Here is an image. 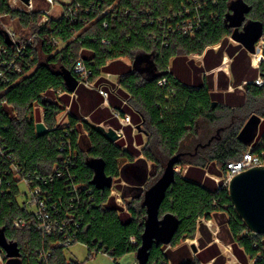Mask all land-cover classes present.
<instances>
[{
    "label": "trees",
    "instance_id": "16d2710c",
    "mask_svg": "<svg viewBox=\"0 0 264 264\" xmlns=\"http://www.w3.org/2000/svg\"><path fill=\"white\" fill-rule=\"evenodd\" d=\"M232 1L72 0L70 14L49 17L38 25L40 12L10 9L5 0H0V10L16 19L20 28H26L16 42L0 29V72L4 75L0 78V102H4L0 104L2 143L34 181L35 177L42 179L51 174L54 165L62 169L63 177L53 176L52 181L42 185L53 202L60 198L62 205L66 203L68 174L64 165L73 181L84 186L72 213V222L78 223L73 244H83L90 255L102 252L116 260L135 253L146 216L142 199L148 176L159 177L169 157L182 152L184 138L191 133L195 137L197 122L205 119L221 121L223 131L206 146L194 150L198 143H205L197 141L187 155L193 161L185 163L182 156L174 165L182 171L186 164L185 172H175L160 204L159 217L171 213L178 226L168 244H153L146 264H226L203 222L214 216L219 227L217 237L231 247L240 264H264V236L246 229L234 212L227 187L211 177H223L227 163L241 159L247 150L264 151V83L256 86L252 82L256 73L264 80V60L259 69L252 70L248 52L229 41L233 28L225 19ZM242 1L249 11L239 28L246 21H258L264 35V2ZM111 5L104 10L103 6ZM195 15L198 27H192L191 33L183 23L189 20L194 25ZM192 54L201 56L200 63L189 57ZM138 55L149 56L151 73L121 59L134 63ZM225 55L230 59L229 75L219 69ZM78 60L91 71V81L101 80L106 72L118 73L117 94L129 104L124 110L130 112L133 121L145 124L149 147H134L130 127L125 128L126 142L109 141L100 123L117 126L111 113L126 112L118 107L110 112L95 89L81 85L72 96L66 90L62 72L77 78L73 66ZM161 79L166 83L159 85ZM229 86L232 91H228ZM59 92L64 94L59 96ZM110 103L115 106L113 99ZM65 104L69 105V124L60 125L56 116L66 109ZM34 105L42 108V121L49 129L41 136L35 134L36 121L31 115ZM249 113L261 117L252 148L237 138ZM26 114L30 116L25 118ZM81 116L89 119H80ZM138 136L135 138L140 145ZM69 154L70 161L63 163ZM90 159H101L105 174L117 183L123 182L114 188L121 198H131L125 208L111 195L112 186L97 188L91 183L94 172L88 164ZM10 187V192L0 198V229L7 241L17 243L22 264H82L68 261L64 255L67 247L56 246L53 236L43 235L31 226L12 228L13 220L27 213L15 202L17 190L13 182ZM196 232L198 250L193 255L187 244L178 243L194 238ZM41 249L50 254L47 261L39 260ZM1 256L6 263L4 252Z\"/></svg>",
    "mask_w": 264,
    "mask_h": 264
},
{
    "label": "built area",
    "instance_id": "2783aa9c",
    "mask_svg": "<svg viewBox=\"0 0 264 264\" xmlns=\"http://www.w3.org/2000/svg\"><path fill=\"white\" fill-rule=\"evenodd\" d=\"M42 0L43 7L37 6V1L29 0L28 3H24L22 0H5L7 7L10 9H15L22 12H33L38 11L41 13V17L38 21V25L47 21L49 17H54L55 19L68 15L71 13L70 3L72 0ZM264 2V0H262ZM55 6H60L58 8V13L53 14L50 11L54 9ZM104 10H108L112 8L111 6H103ZM102 10V11H104ZM8 18V14L0 10V29L6 33V36L12 41L16 42L18 40V36L11 29L10 25L3 23L2 20L4 18ZM194 25L190 23L189 20L186 23H183L184 27L188 31L191 32L192 27H198L199 18L197 15L193 18ZM106 25V24H105ZM192 33V32H191ZM231 39V38H230ZM30 38L27 42H29ZM264 49V35H261L257 42L254 44L253 53H248L250 57L251 66L259 69V64L264 60L263 55ZM21 49H18L20 52ZM3 52L0 46V54ZM229 61L230 59L225 55L222 60V64L225 61ZM0 61H2L0 56ZM228 62V69H229ZM1 62V65H4ZM13 60L10 61L9 64H12ZM221 64V65H222ZM18 70V68H16ZM226 73V69H224ZM73 73L76 75L78 83L83 85L89 89H95L103 98L106 100L108 92L102 88L101 85L96 86L95 81L89 80L91 75V71L85 67L81 60H78L73 66ZM110 75V73H106ZM0 78L3 79L4 75L0 72ZM256 86H261L264 83L263 77L260 73H258L257 77L252 81ZM166 83L165 79L159 80L158 84L162 85ZM4 102L1 101L0 104ZM36 108L40 112L42 121V108L40 106L34 105L32 109L31 115L33 116L36 113ZM30 116V115H28ZM113 116L117 118L121 124H130L131 119L128 114L121 115L118 111L113 112ZM43 122V121H42ZM118 138H123L124 134L122 130H116ZM63 146V145H62ZM252 148V146H250ZM69 156L63 163H67L70 161ZM264 165V151L259 153L251 152L247 150L242 154V158L236 161H230L227 163V172L226 174L219 178L215 176H211L216 182H222V185L227 187L229 179L236 173L245 170L247 168ZM63 169L68 174V178L66 181V194H65V205H62V201L60 198L56 200V203L52 201V196L49 192L42 187L47 182L52 181L53 176L63 177L62 169H59L57 166H53L52 173L47 177H43L42 179L35 177L37 181H34L32 176L26 175L21 166L15 161L12 154L2 143V139L0 137V198L4 196L6 193L10 192V185L13 182L16 186L17 193L15 195V202L26 210L27 215L25 217L19 216L15 218L12 222V228L21 230L27 227H33L36 231L43 235H51L55 238L54 244L56 246L69 247L73 245L75 241L76 230L78 227V223L73 221V210L79 204L80 200V190H84L83 185L76 184L73 181V176L69 175L67 165H64ZM175 171L178 172V169L174 167ZM20 183H23L25 186V190L23 191L20 188ZM116 192L118 197L114 194ZM25 196V199L22 198V201L19 199ZM111 195L115 197V200L118 204L121 205L122 198L119 194V191L113 189L111 187ZM62 214V217H61ZM210 221V220H207ZM72 222V224H71ZM205 223V221L203 220ZM0 251V264H4L2 262V256ZM50 256L48 251L41 249L39 254V260L44 262L47 261V258ZM129 264H138V261L135 259L131 261Z\"/></svg>",
    "mask_w": 264,
    "mask_h": 264
},
{
    "label": "water",
    "instance_id": "95a60500",
    "mask_svg": "<svg viewBox=\"0 0 264 264\" xmlns=\"http://www.w3.org/2000/svg\"><path fill=\"white\" fill-rule=\"evenodd\" d=\"M22 1L28 3L29 0ZM229 8L231 12L226 14L225 20L233 28L230 38L249 53H253L254 44L262 35V24L258 21L249 20L239 28L245 20V14L249 11V7L242 0H234L230 3ZM140 61L148 63L146 70L151 73L152 63L149 56L138 55L134 61L136 68L140 69L138 66ZM62 76L66 87L70 91H74L77 86V80L74 76L68 71H63ZM209 85L212 87L211 83ZM214 104L215 102L212 103L213 106ZM260 123L261 117L252 114L241 127L237 138L243 144L249 146L257 135ZM34 127L36 136H41L49 131L42 121L36 122ZM99 128L109 141L115 142L118 139V135L113 128L108 127L105 129L102 126H99ZM216 131L218 133L219 129ZM212 138L213 136L209 137L205 143L198 144L196 147L199 145L206 146ZM185 154V152H177L169 157L162 173L143 193L142 205L145 207L146 216L140 242L134 253L138 264H146L153 244H168L177 229V218L171 213L159 217V207L167 189L174 181L176 172L174 165ZM88 164L94 172L91 183L97 188H110L112 178L105 174L103 161L101 159H90ZM227 191L234 212L246 229L253 234L264 236V165L253 166L234 174L228 181ZM190 248L193 252L197 251V247L193 243ZM0 251L5 254V264H22L17 243L7 241L3 229H0Z\"/></svg>",
    "mask_w": 264,
    "mask_h": 264
},
{
    "label": "rangeland",
    "instance_id": "374dc122",
    "mask_svg": "<svg viewBox=\"0 0 264 264\" xmlns=\"http://www.w3.org/2000/svg\"><path fill=\"white\" fill-rule=\"evenodd\" d=\"M37 1V6L38 7H43L44 5L42 4V0H35ZM58 3V0L56 1ZM59 4V3H58ZM60 9V6H55L54 9H52V11H50L51 13L53 14H57L58 13V10L57 9ZM3 23H6L8 25H10L11 29L16 33V35H20V33H22L23 35L26 33V28L25 29H22L20 28L18 22L16 21V19H11L10 17H6L2 20ZM21 36V35H20ZM229 41L232 43V44H236L235 41H233L232 39L229 38ZM192 59L194 60H197L199 63H200V59H201V56L198 55V54H192L191 56ZM125 60L127 62H131L129 59L125 58ZM225 61V60H224ZM228 62L229 61H225V63H223L222 65H220V68L221 70L225 71L224 69H226V71H228ZM133 65V68H136V65L134 63H132ZM147 65L148 63H146L145 61H140V63L138 64V66L140 68H145L144 71L147 72V73H150L149 70H146L147 68ZM226 73V72H225ZM241 88H239L240 90ZM219 114V113H218ZM251 113H249L247 115V117L243 120V124L242 126L244 125V123L246 122V120L248 119V117L250 116ZM25 118L28 117V115L26 114L24 116ZM34 119L36 122L40 121L41 120V115H40V112L37 110L36 108V113L33 115ZM66 115L63 116V112L62 113H59L57 116H56V121L57 122H60L62 120H65L66 121ZM222 122L221 121H218V120H214V121H207L205 119H200L198 122H197V126H196V136L194 137V133H191V135H187L184 140L182 141V146H181V149L182 152L183 151H193V147L194 145L196 144L197 141H201V142H206V140L211 136V135H214L216 134V130L219 129V128H222ZM139 129L141 131V140H142V143L140 145H138V149H143V147H149L148 144H146L147 142H149L150 138L147 137V135L144 133V130L146 129L145 128V124H141L139 126ZM153 135V134H152ZM153 139V137L151 138V140ZM255 139V137H254ZM254 140H252V142L250 143V145L248 147H250L252 145ZM246 152V151H245ZM183 162L187 163L189 161H193V159L187 157L186 156H183V158L181 159ZM123 160H120V164L122 163ZM148 167L149 169H151L153 171V168H152V163L150 161H148ZM184 167H182V169L186 168V164L185 165H182ZM178 169V173H180L181 175L183 174L184 172V169L182 171H180V167L177 166L176 167ZM209 176H211L209 174ZM213 176V175H212ZM158 176H155L154 174H150L148 176V179H147V185L145 186L146 188L149 187L157 178ZM112 186H113V189L115 184L117 183L115 179L112 180ZM123 182H118L117 183V186L116 187H119V185H122ZM20 188L21 190L23 191H26L25 190V186L23 183H20ZM114 194L118 197V194L116 192H114ZM22 197L19 199L20 201H22V198L25 199V196L24 195H21ZM127 201H131V198H122V202H121V205L125 208L127 205ZM205 221V224L207 225L208 229L211 231L212 233V236L214 237V240L217 242L219 248H220V251L222 253V255L225 257V261H226V264H240L238 262V260L235 258V256L233 255L232 253V250H231V247L229 245H227L226 243L222 242L218 237H217V233H218V230H219V227H218V222H217V217L214 216V218H212L210 221H207V220H204ZM199 236V233L196 232L195 234V237L194 238H191V237H187L183 240H181L178 245L180 244H187L190 248L191 244H195V246L197 247V237ZM192 254L194 255L195 252L192 251V249L190 248ZM64 255L66 257V259L68 261H78L79 263H82V264H129L130 261L135 258L134 257V253H129V254H126L122 257H118L116 258V260H113L110 256H108L107 254L105 253H102V252H97L95 254H89V251L88 249L81 243H75L67 248L64 249ZM2 258V257H1ZM2 262H3V258H2ZM1 263V261H0ZM4 263V262H3ZM5 264V263H4ZM201 264H212V262H207V263H201Z\"/></svg>",
    "mask_w": 264,
    "mask_h": 264
},
{
    "label": "crops",
    "instance_id": "0c3cea01",
    "mask_svg": "<svg viewBox=\"0 0 264 264\" xmlns=\"http://www.w3.org/2000/svg\"><path fill=\"white\" fill-rule=\"evenodd\" d=\"M237 44V43H236ZM248 52V51H247ZM249 53V52H248ZM228 57V56H227ZM122 59V61H125L127 64H129V62H127L126 60H125V58H121ZM130 64H132L131 62H130ZM222 64V63H221ZM133 66V65H132ZM250 66H251V63H250ZM220 68V67H219ZM251 69L252 70H256L257 68H254V67H252L251 66ZM256 72V71H255ZM107 73V72H106ZM106 73H103L101 76H100V78H102L101 80H98L97 82H96V80H94L97 84H95L96 86H98V85H101L102 87H105L107 90H108V94H107V97H106V100H104L103 99V101H102V104H103V106H107V107H109L110 108V112H112V110H114L113 108H121V109H123L124 110V106H128L129 107V104L128 103H126L124 100H123V98L120 96V95H118L117 94V91L120 89L119 88V85H118V82H117V75H118V73L117 72H110V75H107ZM229 69H228V73H226L227 75H229ZM257 75H258V73H256V76H255V78L257 77ZM254 78V79H255ZM76 80H77V78H75ZM213 79V78H212ZM212 79H211V85H212V87H210V89L211 90H213V88H214V86H213V81H212ZM79 86H81V84H79L78 83V80H77V86H76V88L74 89V91H76V89L79 87ZM83 86V85H82ZM86 88V87H85ZM89 89V88H88ZM66 90L71 94H73V92L74 91H70L68 88H66ZM233 90V88L231 87V86H229V88H228V91H232ZM64 94V92H59V96H62ZM72 94H71V96H72ZM69 99H70V97H69ZM113 99V101H114V103H113V105H115L114 107H111L110 106V101ZM117 105V106H116ZM65 107H66V109L63 111V116L64 115H66V121L65 120H62V121H60V122H57L58 124H60V125H67V124H69V118H68V111H69V105L68 104H65ZM79 112H80V110H78ZM125 111V110H124ZM126 113L125 114H128L129 116H130V119H131V123L130 124H125V125H123V124H121L120 123V121L117 119V118H115L114 116H113V114L111 113V118L115 121V123L117 124V126L114 124V123H112V125H115L116 127H113L112 125H104L103 123H100V126H102V127H104L105 129H107L108 127H111V128H113L115 131L116 130H122V132H123V134H124V137L123 138H118L116 141H118V140H122V141H125L126 142V130H125V128L126 127H130V136L133 138V145H134V147H136V148H138L137 146H138V144H137V141H136V138L135 137H137L138 135V137H139V139L141 140V131H140V129H139V126L140 125H138L137 123H135L134 121H133V119L131 118V114H130V112H128V111H125ZM77 115H79V113L77 112ZM80 119H86V120H88L89 119V117L88 116H81V118ZM136 134H138V135H136ZM142 141V140H141ZM125 146V145H124ZM184 172H185V169H184ZM214 218V217H213ZM212 219V218H211ZM211 219H209V220H211ZM215 241V240H214ZM216 242V241H215ZM217 243V242H216ZM219 247V246H218ZM220 249V248H219ZM198 250V249H197ZM195 254V253H194ZM135 257V256H134ZM133 260H135V258H133L131 261H133ZM130 261V262H131ZM209 262H211V261H209Z\"/></svg>",
    "mask_w": 264,
    "mask_h": 264
},
{
    "label": "flooded vegetation",
    "instance_id": "af4514ba",
    "mask_svg": "<svg viewBox=\"0 0 264 264\" xmlns=\"http://www.w3.org/2000/svg\"><path fill=\"white\" fill-rule=\"evenodd\" d=\"M221 131H223V129L222 128H219V132L217 133V131H216V134H214V135H212L213 136V138L212 139H214V138H218L219 136V133L221 132ZM198 144H200V143H198ZM197 144V145H198ZM200 146V145H199ZM198 147V146H197ZM196 146L194 147V150H196V148H197ZM187 152V153H186ZM185 153V155H189V154H191V152L190 151H186Z\"/></svg>",
    "mask_w": 264,
    "mask_h": 264
}]
</instances>
